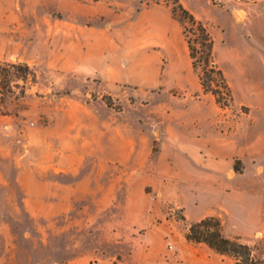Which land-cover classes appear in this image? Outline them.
<instances>
[{
  "label": "rangeland",
  "instance_id": "1",
  "mask_svg": "<svg viewBox=\"0 0 264 264\" xmlns=\"http://www.w3.org/2000/svg\"><path fill=\"white\" fill-rule=\"evenodd\" d=\"M179 1L212 33L217 66L232 60L228 107L203 91L200 68L178 48L175 0H0V62L25 63L35 75L0 79V261L234 264L185 239L208 215L264 259V225L244 211L249 186L227 182L240 161L211 185L199 162L225 153L172 145L200 142L194 134L206 138L203 122L213 119L234 127L242 146L250 125L264 127L249 123L264 117L254 65L233 62L236 25L252 0Z\"/></svg>",
  "mask_w": 264,
  "mask_h": 264
},
{
  "label": "crops",
  "instance_id": "2",
  "mask_svg": "<svg viewBox=\"0 0 264 264\" xmlns=\"http://www.w3.org/2000/svg\"><path fill=\"white\" fill-rule=\"evenodd\" d=\"M243 13L244 14L241 16L242 22L236 25L237 30H235V36H233L236 52L235 60H233V62L235 65L241 64V66L244 64L254 65V69L256 70L255 78L260 81L257 87L264 93V0H252L245 6ZM123 28H127V22L123 25ZM246 41L251 43L250 50L244 47ZM225 45L227 47H232L229 43H225ZM240 46L244 48V51H241ZM178 48L181 53H184L185 50H187L186 43H184V46L182 47L178 45ZM231 61L232 60L222 61V70L218 67L224 74L225 80L226 77L231 78L229 64ZM238 77L240 79L247 78V72L242 70ZM226 82L228 83L227 80ZM240 89L239 86V88L236 89V92H240L242 90ZM222 121L223 120L221 119L204 121L203 124L208 126L209 131H211L207 133L206 138L195 133L194 136L197 141L200 142L174 143L172 144L173 150L177 152L196 151L209 154H219L224 152L225 155L222 157L212 155L211 158L202 157V160H199V164L211 169L209 170V172L213 174V176L210 177L211 182H209L211 185L218 183L222 177L220 176L221 173H224L227 176L228 172L226 170H229V165L232 166V160L240 161L242 169L241 173L233 171L227 178V182L233 185L244 181L246 186H249L250 197L248 198V201L246 198L243 200L244 211L248 215V219H250L252 224L264 225V127L250 125L249 130L251 133L248 136L249 142L242 146V143H240L236 137H232L235 133L234 127L229 125L222 126ZM249 123H253V125H262L264 124V117H252V120H250ZM197 124V122L195 124L193 123V126L197 128L196 131L199 129ZM184 129L186 130L187 127L185 126ZM256 133H261V138L252 142L251 136ZM184 134L185 133H183V135ZM132 143L135 144L136 140H132ZM237 150H239V152L235 153ZM236 154L238 156L235 157ZM226 156H228L229 160L226 159ZM222 160H226V165H222ZM204 170L207 169L203 168L202 171L204 172ZM3 250L4 249H0V254L3 253ZM0 264L6 263L0 261Z\"/></svg>",
  "mask_w": 264,
  "mask_h": 264
},
{
  "label": "trees",
  "instance_id": "3",
  "mask_svg": "<svg viewBox=\"0 0 264 264\" xmlns=\"http://www.w3.org/2000/svg\"><path fill=\"white\" fill-rule=\"evenodd\" d=\"M170 12L183 28L182 34L192 68L201 70L198 79L203 91L211 92L219 107H228L234 96L224 74L213 60L215 39L209 28L192 12L184 8L179 0L172 3ZM185 23L189 27H186ZM194 34L196 37L192 39L191 35ZM11 70L14 72L12 73ZM10 72L17 79L25 80L30 77L33 81L35 77L34 72L25 63L2 64L0 62V79L6 78ZM4 94L0 93L1 99ZM222 227L219 218L208 215L196 222H191L187 226L184 237L194 244H205L215 253L230 256L234 264H264V259H257L252 255L248 243L243 242L240 237L226 236Z\"/></svg>",
  "mask_w": 264,
  "mask_h": 264
},
{
  "label": "built area",
  "instance_id": "4",
  "mask_svg": "<svg viewBox=\"0 0 264 264\" xmlns=\"http://www.w3.org/2000/svg\"><path fill=\"white\" fill-rule=\"evenodd\" d=\"M237 1H239V0H237Z\"/></svg>",
  "mask_w": 264,
  "mask_h": 264
}]
</instances>
